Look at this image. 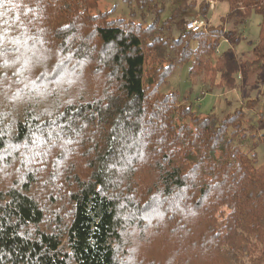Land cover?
<instances>
[{
    "label": "trees",
    "instance_id": "16d2710c",
    "mask_svg": "<svg viewBox=\"0 0 264 264\" xmlns=\"http://www.w3.org/2000/svg\"><path fill=\"white\" fill-rule=\"evenodd\" d=\"M99 1L0 0V78L27 97L0 106V170L11 172L0 180V264H133L123 247L135 224L172 244L143 264L185 254L191 264H264V164L245 139L258 99L220 118L160 89L186 61L189 76L218 88L249 68L264 74V0H122L137 22L109 18ZM208 1L228 5L218 25L175 24ZM251 13V57L216 54L240 40ZM72 75L83 80L56 85Z\"/></svg>",
    "mask_w": 264,
    "mask_h": 264
},
{
    "label": "rangeland",
    "instance_id": "374dc122",
    "mask_svg": "<svg viewBox=\"0 0 264 264\" xmlns=\"http://www.w3.org/2000/svg\"><path fill=\"white\" fill-rule=\"evenodd\" d=\"M209 8L205 13H200L198 10L193 9L186 11L176 19L175 24L182 25L185 29V23L193 18L205 20L209 26L218 25L221 22V17L224 16L228 10L226 2H214L208 1ZM166 9L160 14V19H164L170 14V9L173 6L172 2H167ZM113 9V11L111 10ZM97 10L108 11L109 18H132L134 21H141L139 13L134 16L130 15V8L122 0H100L97 6ZM146 22L150 21L153 16V12L146 13ZM260 22L259 15L251 13L243 24L238 26V31L234 34H238L240 40L232 45L230 42L222 41L221 46L216 49V54H219L222 48L231 47L230 54H233L239 62H245V60L251 57L252 48L258 38ZM224 27L229 30H233V26L230 22H225ZM236 29V28H235ZM234 29V30H235ZM239 32V33H238ZM191 62L186 61L177 65L171 75L161 85L162 92L177 91L180 98L190 105L191 109L201 115L213 112L222 117L226 113L233 112L236 108L244 106L247 100H253L257 98L258 102L256 108L247 111L252 124V129L246 131V143L247 146H254L250 148V153H256V159L258 164H264V116H261L259 111L264 110V74L260 67H254L246 69L243 73L238 72L233 76L235 78V85L233 88L226 89L222 87H215L212 82L203 83V77L197 75L191 77L188 75V70ZM0 78V106H5V103L13 104L17 108L23 106L27 97L25 94H16V85L10 82L3 81ZM64 82L56 81V85L66 88V84L81 83L82 77L66 76L62 79ZM76 86V85H74ZM208 88V89H207ZM68 92H72L68 89ZM251 106H254V102H248ZM253 104V105H252ZM253 113V114H252ZM247 116V117H248ZM261 118V122L259 119ZM253 135H250L252 134ZM255 143V144H254ZM254 144V145H253ZM247 150L249 148H246ZM11 177V172L7 169L0 170V180L7 181ZM144 221L145 226H148L149 221ZM136 225V224H135ZM129 226L127 228L126 235V247L127 258L133 264H143L144 261L152 258H161L169 253L172 244L167 242L166 236L160 230L150 232L151 229H146L142 232L139 227ZM125 233V234H126ZM123 249L120 250L122 252ZM193 260L189 254H185L182 258L179 257L181 264H188V261ZM186 261V262H185Z\"/></svg>",
    "mask_w": 264,
    "mask_h": 264
},
{
    "label": "built area",
    "instance_id": "2783aa9c",
    "mask_svg": "<svg viewBox=\"0 0 264 264\" xmlns=\"http://www.w3.org/2000/svg\"><path fill=\"white\" fill-rule=\"evenodd\" d=\"M208 24L205 20L193 18L185 23V29L191 32L206 31Z\"/></svg>",
    "mask_w": 264,
    "mask_h": 264
}]
</instances>
